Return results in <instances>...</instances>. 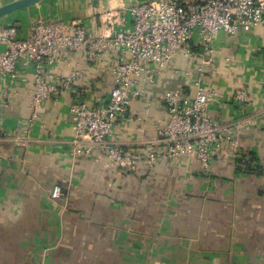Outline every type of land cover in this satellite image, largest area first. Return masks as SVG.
Here are the masks:
<instances>
[{"label": "crops", "instance_id": "obj_1", "mask_svg": "<svg viewBox=\"0 0 264 264\" xmlns=\"http://www.w3.org/2000/svg\"><path fill=\"white\" fill-rule=\"evenodd\" d=\"M100 1L43 0L3 15L0 27L15 24L27 35L39 17H81L97 30L107 4H124ZM215 47L220 72L206 74L208 89L217 92L209 110L238 147L224 143L210 172L187 155L160 156L139 172L117 167L100 150L77 153L69 91L43 105L27 135L29 85H0V264H264V42L222 33ZM67 56L72 65L59 73L77 68L82 95L91 102L107 97L113 55L95 63L82 52ZM174 68L132 99L116 128L123 140L156 135L167 115L166 91L185 85V93L195 92V65L184 60ZM239 86L254 99L234 103ZM57 183L62 199L51 194Z\"/></svg>", "mask_w": 264, "mask_h": 264}, {"label": "built area", "instance_id": "obj_2", "mask_svg": "<svg viewBox=\"0 0 264 264\" xmlns=\"http://www.w3.org/2000/svg\"><path fill=\"white\" fill-rule=\"evenodd\" d=\"M256 35L264 42V0H135L132 4H107L99 13L97 30L81 17L72 19L37 18L27 35L15 24L0 27V85L8 88L29 85L31 117L27 135L40 118L41 108L61 91L74 95L71 112L75 116V151L91 155L100 150L113 164L127 171L151 169L160 156L173 160L190 156L206 172L221 146L238 147V139L228 136L209 110L216 90L207 87L206 74H218L215 38ZM199 39L195 44V35ZM200 45V47H196ZM82 52L85 61L95 63L112 54L113 86L107 97L91 102L76 88L82 71H63L68 53ZM196 67L190 76L193 94L185 85L163 94L167 115L156 128V135L140 142L123 140L116 128L125 121L132 99L145 94L148 87L178 62ZM175 67V68H176ZM174 68V69H175ZM58 71V72H56ZM254 99L246 87H236L234 103L243 105ZM244 125L240 120L237 127ZM52 197L65 195L59 183Z\"/></svg>", "mask_w": 264, "mask_h": 264}, {"label": "water", "instance_id": "obj_3", "mask_svg": "<svg viewBox=\"0 0 264 264\" xmlns=\"http://www.w3.org/2000/svg\"><path fill=\"white\" fill-rule=\"evenodd\" d=\"M43 0H9L0 4V17L10 12L16 11L18 9H22L24 7L39 3ZM134 0H123L124 4L130 5ZM100 0H93L95 6L100 4Z\"/></svg>", "mask_w": 264, "mask_h": 264}]
</instances>
